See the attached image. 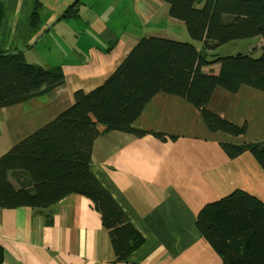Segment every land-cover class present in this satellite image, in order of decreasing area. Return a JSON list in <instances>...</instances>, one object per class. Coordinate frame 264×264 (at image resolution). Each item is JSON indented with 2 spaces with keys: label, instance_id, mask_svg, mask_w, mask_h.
Wrapping results in <instances>:
<instances>
[{
  "label": "trees",
  "instance_id": "16d2710c",
  "mask_svg": "<svg viewBox=\"0 0 264 264\" xmlns=\"http://www.w3.org/2000/svg\"><path fill=\"white\" fill-rule=\"evenodd\" d=\"M75 1L59 19L78 15L75 4L82 0ZM167 1L170 15L187 26L186 40L157 35L140 38L101 84L90 90L76 89L67 108L0 155L1 206L45 207L66 194H82L100 213L116 262L126 260L144 242V235L90 171L95 140L113 130L146 134L135 123L159 93L192 104L210 133L243 135L247 122L222 117L208 104L217 88L236 93L248 85L264 92V46L259 56L238 52L207 59L203 53L229 42L264 37V0ZM42 5L40 0L34 2L32 24L42 21ZM4 16L6 6L0 0V27ZM118 41L111 40L103 50L113 53ZM96 49L98 56L112 54ZM213 62H219L218 72L205 71V65ZM65 81L61 65L29 63L20 52L0 54V108L45 98ZM153 133L167 139L163 132ZM241 149L249 150L264 168V140L242 143ZM14 177L19 187L13 184ZM195 224L222 264H264V201L257 196L236 188L206 203Z\"/></svg>",
  "mask_w": 264,
  "mask_h": 264
},
{
  "label": "crops",
  "instance_id": "0c3cea01",
  "mask_svg": "<svg viewBox=\"0 0 264 264\" xmlns=\"http://www.w3.org/2000/svg\"><path fill=\"white\" fill-rule=\"evenodd\" d=\"M164 1L140 0L144 19L168 15ZM103 2L88 1V9L97 13L104 9ZM260 38L263 47L264 37ZM129 48L126 43L102 70L79 72L71 78L66 73L65 83L45 98L0 108V155L68 107L76 89L89 90L102 82ZM30 103V109H38L35 117L42 120L13 123L24 111L19 107ZM208 107L237 123L247 122L246 134L210 133L192 104L159 93L136 121L146 134L113 130L95 140L90 171L146 239L126 260L115 261L109 232L90 199L71 193L46 208L45 215L27 207L1 210L2 264H222L220 255L198 231L196 218L206 203L235 188L264 201V169L252 153L239 148L243 141L264 140V92L248 85L236 93L217 88ZM31 125L37 127L26 133L18 127ZM154 131L163 132L167 139ZM50 217L53 223L46 224Z\"/></svg>",
  "mask_w": 264,
  "mask_h": 264
},
{
  "label": "rangeland",
  "instance_id": "374dc122",
  "mask_svg": "<svg viewBox=\"0 0 264 264\" xmlns=\"http://www.w3.org/2000/svg\"><path fill=\"white\" fill-rule=\"evenodd\" d=\"M1 1L6 6V16L2 19L0 27V54L4 55L7 53L20 52L29 63H37L44 67L61 65L64 72L67 73L70 78L80 75L79 72L90 74L94 71L96 72L102 70L105 64L112 62L114 59L113 56H115L126 43L130 44V50L133 45H135L134 43L142 37L157 35L174 38V40H186L185 32L187 31V26L184 21L178 20L170 15L169 3L167 0L164 2L166 7H168V15L163 16L159 13L158 17L154 20L144 19V11L142 8L139 9L141 7L140 0H104V9L97 13L91 12L88 9V1L94 2L98 0H82L83 2L79 1L75 4V7L78 9V15H75L70 19L59 18L62 16L65 8H68L70 5L75 3V0H40L43 3L40 8L42 21L40 20L37 24L31 23V19L34 18L35 14V11H33V5L36 0ZM85 1H87V4ZM113 32H115V36L113 35ZM115 38H118L119 41L114 43L115 49L113 53L107 57L97 56L96 47L108 46L111 44V40ZM260 39V36L256 39L248 38L240 41L238 45H234L233 43L237 41H233L220 45L215 50H206V52L203 53H206L207 59L215 57L216 54H235L238 52L248 53L251 50L252 51L249 53L252 56H259L263 53V47L259 45ZM195 43L199 48L202 47V43L200 41H195ZM249 44H252V46H249ZM256 45L259 46L257 47ZM124 57L115 67L121 63ZM219 66V62H213V64H206L204 69H206L205 71L212 69L215 72H218ZM115 67L109 73L105 74L106 77L104 79L112 73ZM30 105L31 103L23 104L19 107L25 112H21V116L18 117L15 122L13 121V123L22 125L23 122L27 124L28 122L32 123L33 119H35L38 123L42 120L40 116L35 117L38 109H30ZM1 114L2 113L0 111V115ZM18 127L21 132L26 133L29 129V131H31L37 126L32 127L31 125ZM108 136L111 138L113 134H109ZM247 142L250 141H243V143ZM239 148L243 151L241 149V145ZM109 150L110 145L108 144L106 145V151ZM13 184L16 187L20 186V182L16 177H14ZM70 194L71 193L64 195L57 201L52 204L50 203L45 207L34 204L29 205L26 203L21 206L15 205L14 207H4L0 205V214L1 210L5 208L17 209L18 207H27L35 210L36 213L42 214L45 212V215L48 214L46 208L56 205ZM51 223H53L52 217L46 221V224ZM145 240L144 236V242ZM144 242L138 248H140Z\"/></svg>",
  "mask_w": 264,
  "mask_h": 264
}]
</instances>
